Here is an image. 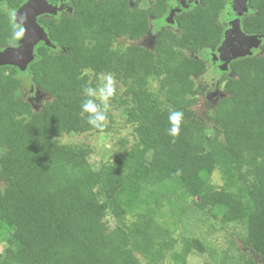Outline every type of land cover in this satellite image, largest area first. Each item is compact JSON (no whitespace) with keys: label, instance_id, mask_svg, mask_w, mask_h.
<instances>
[{"label":"trees","instance_id":"trees-1","mask_svg":"<svg viewBox=\"0 0 264 264\" xmlns=\"http://www.w3.org/2000/svg\"><path fill=\"white\" fill-rule=\"evenodd\" d=\"M227 2L199 0L150 48L140 41L167 0H68L69 12L38 20L49 45L38 44L26 68L46 96L37 110L23 99L17 69L0 66V264L217 260L204 241L179 235L190 209L230 230L218 264H256L253 255L264 264V44L229 64L224 97L195 111L203 86L194 78L206 64L188 53L219 47ZM21 3L0 0V49L21 35L12 18ZM246 8L241 32L264 37V0ZM100 76L123 88L107 99L121 107L133 142L94 165L89 145L59 138L103 131ZM214 171L219 187L210 185Z\"/></svg>","mask_w":264,"mask_h":264},{"label":"rangeland","instance_id":"rangeland-1","mask_svg":"<svg viewBox=\"0 0 264 264\" xmlns=\"http://www.w3.org/2000/svg\"><path fill=\"white\" fill-rule=\"evenodd\" d=\"M135 1L130 0V4L134 5ZM240 2L242 3V0H229L220 14L219 22L223 26L224 31L221 44L218 48L188 53L189 57L203 61L206 64V71L202 75L194 78L196 85L203 86L202 92L198 95V103L195 106V111L198 115L202 116L219 99L224 97L220 80L222 77L232 76L229 64L237 58L260 54L261 46L264 44V37L259 35H245L239 29L238 22L247 13V10L244 9V6ZM198 3V0H168L166 13L160 19L150 20V30L140 41V44L150 48L153 45L155 37L162 29L167 28L175 31V17L181 12L194 8ZM49 7L53 10L52 12L43 10L34 19H29V22L33 20L36 23L37 18L45 14L51 15L53 18H58L62 13L69 12L67 0H57L54 5ZM20 10L12 13V18L14 23L21 28V35L13 47L0 49V66H11L17 69V77L21 80L23 87V99L31 105L33 110H37L40 104L46 100V96L39 93L34 87L31 82V76L27 72V66L21 69L19 65L21 61H24L25 55L29 61L28 63L33 61L34 48L38 44L46 45V43L38 40L26 48L22 37L27 30L28 21L25 23L23 21L24 19L20 21L15 19L16 14L19 17ZM49 47L52 52L59 50L52 46ZM152 87L156 88L155 84H152ZM112 90L117 91L120 95L123 88L112 78L100 76L96 88V99L103 104L104 112L106 111V114L102 116V132L97 133L92 131L79 135H64L59 138V142L62 144L89 145L93 151L90 156V163L94 165L107 163L113 152L120 147L122 142L128 141L129 144L133 142L132 129L122 118L121 107L107 99V92ZM106 115H109L110 118L106 117ZM210 185L212 187H219L221 185L219 174L215 171L210 178ZM105 219L110 227L114 226V222L109 215ZM206 219L203 213L190 209L181 217L178 232L180 236L195 237L204 241L208 248L216 252L214 255L217 260L213 261L210 256L197 257L192 255L188 258V264H218V257L221 250L226 249L227 245L229 246L230 230L222 231L215 225V222ZM5 246L6 244L4 243L0 244V252ZM241 250L243 251L242 247ZM253 258L256 260L254 255Z\"/></svg>","mask_w":264,"mask_h":264},{"label":"water","instance_id":"water-1","mask_svg":"<svg viewBox=\"0 0 264 264\" xmlns=\"http://www.w3.org/2000/svg\"><path fill=\"white\" fill-rule=\"evenodd\" d=\"M246 1L247 0H242V3L241 5L244 6V9L247 10L246 8ZM45 4H41L40 3V0H30L29 3L23 7V10H22V14H28V22L25 21V23L27 22L28 25H27V30L25 31L23 37H22V40L23 43L25 44L26 48L29 47V45L34 42H37L38 40H42L44 43H46V45H49V41L47 39V36H46V33H44V30L41 26H39L37 23H35L33 20L32 22H29V19H34V17L39 13V12H42L43 10L45 11H48V12H52L53 10H49L47 8V6H45ZM37 7L39 9H37ZM42 7V8H41ZM41 8V9H40ZM21 14V13H20ZM21 14V16H22ZM15 19L17 20H22L20 15L19 17L17 16V14L15 15ZM24 21V20H23ZM238 27H239V22H238ZM238 29V28H237ZM240 29V28H239ZM238 29V30H239ZM22 48V47H21ZM9 49V48H8ZM23 49V48H22ZM29 49V48H28ZM27 49V51H28ZM29 61L27 60V57L25 55L24 57V61H21L20 62V68L21 69H24L26 68L27 64Z\"/></svg>","mask_w":264,"mask_h":264},{"label":"flooded vegetation","instance_id":"flooded-vegetation-1","mask_svg":"<svg viewBox=\"0 0 264 264\" xmlns=\"http://www.w3.org/2000/svg\"><path fill=\"white\" fill-rule=\"evenodd\" d=\"M29 1L30 0H22V3H21V5H20V7L16 10V11H18V10H20L21 8H23L24 6H26L28 3H29ZM38 1V0H37ZM137 1H144V0H136L135 1V3L137 2ZM146 1V0H145ZM156 0H147V2L148 3H154ZM191 1H193V0H191ZM199 1V0H198ZM229 1V0H228ZM57 2V0H40V3L41 4H45V6H47V8L50 10L51 8L49 7V6H52V5H54L55 3ZM128 2L130 3V0H128ZM67 3H68V0H67ZM58 4V3H57ZM199 4V3H198ZM197 4V5H198ZM44 6V7H45ZM167 6H168V0H167ZM42 8V7H41ZM40 8V9H41ZM37 9H39L38 7H37ZM23 10V9H22ZM22 10H20V13L22 14ZM52 10V9H51ZM167 10V9H166ZM191 10V9H190ZM69 11H70V9H69ZM166 13V12H165ZM182 13V12H181ZM21 14H19L20 15V17H21V19L23 20L24 19V22L25 21H27L28 20V14H22V16H21ZM180 14V13H179ZM45 16H50V17H52L51 15H47V14H45V15H43V16H40V17H38L37 18V20H36V23L38 24V20L40 19V18H42V17H45ZM53 18V17H52ZM54 19H56V18H54ZM152 19H155V18H152ZM160 19V18H159ZM39 25V24H38ZM40 26V25H39ZM45 31V30H44ZM256 264H260L259 262H257V259H256Z\"/></svg>","mask_w":264,"mask_h":264}]
</instances>
